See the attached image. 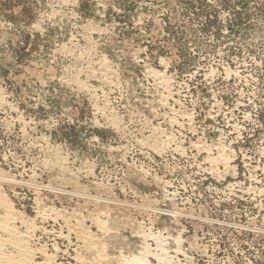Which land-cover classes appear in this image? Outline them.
I'll use <instances>...</instances> for the list:
<instances>
[{"label": "rangeland", "instance_id": "obj_1", "mask_svg": "<svg viewBox=\"0 0 264 264\" xmlns=\"http://www.w3.org/2000/svg\"><path fill=\"white\" fill-rule=\"evenodd\" d=\"M0 187L54 264H264V0H0Z\"/></svg>", "mask_w": 264, "mask_h": 264}, {"label": "bare ground", "instance_id": "obj_2", "mask_svg": "<svg viewBox=\"0 0 264 264\" xmlns=\"http://www.w3.org/2000/svg\"><path fill=\"white\" fill-rule=\"evenodd\" d=\"M0 192H1V189H0ZM0 195H3V194H0ZM0 208H3L4 210L3 216L2 217L0 216V264H54L52 258H50V256L47 255L46 250L39 249L38 252L36 250L35 251L32 250V247H30V244H32V242L30 243V236H31L30 233L21 232L16 227L17 221H21L26 224H29V222L24 221L22 217L20 216V214L12 206L2 204L1 200H0ZM27 228L29 229L28 226ZM82 238H84L85 240L87 239V237H84V236ZM82 238L81 239L78 238L82 240V243H83L82 248L84 249L86 248L87 250H92L91 246L93 242H91L89 239V241L85 243V241H83L84 239ZM104 252L105 251L103 250V253ZM43 254L45 258L43 259L37 258V255H43ZM96 255H97V252H96ZM148 257L150 256L148 255ZM97 258L100 259L99 255H97ZM81 262L82 264H97V262L93 263V261H88L86 259H82ZM100 262L98 261V264ZM126 263L127 264H150V262H148L147 260V256L146 257L144 256L142 258L133 257L132 259L126 261Z\"/></svg>", "mask_w": 264, "mask_h": 264}]
</instances>
